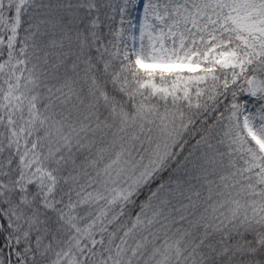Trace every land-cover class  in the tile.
<instances>
[{
  "label": "snow or ice",
  "instance_id": "6c2138e0",
  "mask_svg": "<svg viewBox=\"0 0 264 264\" xmlns=\"http://www.w3.org/2000/svg\"><path fill=\"white\" fill-rule=\"evenodd\" d=\"M0 264H264V0H0Z\"/></svg>",
  "mask_w": 264,
  "mask_h": 264
}]
</instances>
